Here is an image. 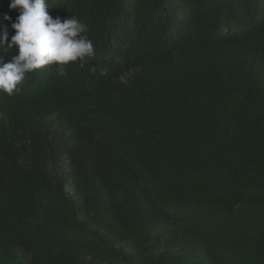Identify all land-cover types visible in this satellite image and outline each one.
<instances>
[{"label": "trees", "instance_id": "1", "mask_svg": "<svg viewBox=\"0 0 264 264\" xmlns=\"http://www.w3.org/2000/svg\"><path fill=\"white\" fill-rule=\"evenodd\" d=\"M0 264H264V0H0Z\"/></svg>", "mask_w": 264, "mask_h": 264}]
</instances>
